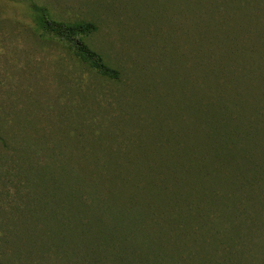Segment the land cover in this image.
Returning <instances> with one entry per match:
<instances>
[{"label":"rangeland","instance_id":"374dc122","mask_svg":"<svg viewBox=\"0 0 264 264\" xmlns=\"http://www.w3.org/2000/svg\"><path fill=\"white\" fill-rule=\"evenodd\" d=\"M205 1L209 3L202 0H0V118L7 117V124H0V134L7 141L10 137V144L5 148L0 143V238L7 236V241L0 240L3 264H70L61 255L70 245L58 248L59 239L46 243L48 238L40 236L41 227L50 225L49 218L45 219L42 212L30 215L29 200L37 199L44 192L40 181L30 182L27 178L44 164L53 167V173H58L55 167L60 164L88 168L99 164L96 161L99 157L92 154L99 153L100 162L111 166L92 180L100 186L94 191L100 194L99 203L103 199L105 203L118 204V198L116 201L108 198L102 182L107 184L113 175L126 177L128 171L129 181L121 187L122 196L140 201L142 206L156 202L147 186L143 190L147 195L134 188L137 183L146 185L147 169L142 165L155 161L132 159L129 155L120 160L115 152L118 149L122 154H125L123 150L165 152L174 147L171 136L175 133L180 134L181 140L185 139L187 147L190 122L197 126V134H201V124L197 125L199 118L193 122L185 100L190 84H197V93L198 84L201 86V60L206 48L201 46V32L205 27L204 20L201 22V5L212 3ZM218 2L226 9L228 23L227 30H223L230 38H236L237 44L225 38L221 28L215 56L220 57L219 49H255L263 55L264 0ZM42 15L67 27L74 22L93 24L94 29L75 38L98 52L103 62L117 70L118 76H104L80 60L67 37L43 27ZM220 15L217 12V19ZM190 110L194 109L189 102ZM243 112L248 116L243 121L255 119L252 114L250 117L249 105ZM19 135L26 138L25 143H20ZM210 138V145L203 142L207 149L214 147L212 141L217 143L213 135ZM261 144L263 149L255 151L260 161L264 160V129ZM92 149L96 150L91 152ZM31 153L37 160H27ZM116 162L141 165L126 169ZM29 163L32 164L27 168ZM207 164V172L215 176L211 187L217 192L213 197L200 194L202 185L198 183L195 186L185 181L180 186L181 192L193 190L191 193L196 199L202 196L200 214L190 219L191 223L196 221L202 225L201 247L195 255L204 260L208 251L212 252L213 257L201 264H264V211L259 218L260 230L239 224L231 228L230 222L221 215L219 221L223 206L225 213L232 208L227 207L228 196L235 188L233 173L238 174V167L209 161ZM202 168L196 169L191 179L200 170L204 173ZM165 172L174 180L175 174ZM222 183L224 187L217 189ZM90 191L86 189L81 195L86 196ZM221 195L226 197L220 199ZM144 210L149 209L144 207ZM260 210L264 206L258 207ZM220 222L228 231L219 232ZM13 228L21 241L12 235ZM59 230L53 237H60ZM28 239L35 241L33 248H26ZM242 240L249 244L243 250L236 242ZM207 242L209 248L205 246ZM85 246L82 244L86 251ZM14 248L22 250V259L13 258ZM39 253L47 255L40 260Z\"/></svg>","mask_w":264,"mask_h":264},{"label":"trees","instance_id":"16d2710c","mask_svg":"<svg viewBox=\"0 0 264 264\" xmlns=\"http://www.w3.org/2000/svg\"><path fill=\"white\" fill-rule=\"evenodd\" d=\"M210 1H212L210 5L205 7L201 5V22L204 20L205 25L201 32V46L203 48L206 46L201 60V86L198 84L197 93V84H190L187 90L189 94L185 100L188 113L193 114V122L196 123L195 118H199L197 125L201 124L199 127L201 134H197V126L191 125L189 121L191 133L187 135L189 145L187 147L185 139L181 140L180 134L175 133V136H171L174 147L166 149L165 152L153 149L147 153L123 150L125 154H122L119 149L115 152V156H120L118 158L120 160L129 158V155L132 159L151 158L155 161L142 165L147 169L146 185L137 183L134 186L135 189H141L144 195L152 191L153 198H157L154 203L153 198L150 201L154 205L142 206L140 201L137 203L132 198L126 199L122 196L124 192L121 187L128 183L130 171L126 177L113 175L107 184L102 182V188L109 194L108 198L111 197L115 201L118 198V204L111 205L103 202V199L99 203L100 194L94 191L100 186L92 180L98 179L101 172L110 169L111 166L101 163L100 154L96 152L92 154L99 157H96L99 164L95 163L88 168L76 164H60L55 167L58 173H53V167L44 164L34 174H32L33 170L27 178L30 182L40 181L43 185L44 194L42 193L37 199L29 200L30 215L42 212L44 218H49L51 221L49 226L41 227L40 236L48 238L46 243L59 239L58 248L70 245L61 253L68 263L86 260L90 264H201L210 260L213 257L211 251H208L204 260L195 255L197 249L201 247L199 236L202 225L190 221L193 216L200 214L202 196L196 199L191 193L193 190L181 192L180 187L185 181L195 186L198 183L199 186L202 185L200 194L213 197L217 192L215 187H211L215 176L213 172H207L208 161L222 163L228 167H238V174L233 173L235 188L228 196L230 202L227 207L231 205L232 208L225 213L223 206L222 212L218 214L219 221L221 215V218L230 222L231 228L239 224L247 229L254 227V230L256 228L260 230L262 224L259 218L264 210L258 211V207L264 206V160H258L255 151L263 149L261 135L264 129V54L261 55V52L255 49H219L220 57L215 56L221 28L225 38L233 39L234 44L237 43L236 38H230L225 32L228 22L224 4L218 2L219 0ZM217 12H221L219 19ZM46 18L45 15L40 18L43 27L67 37L66 39L74 47L72 51L80 60L104 76L112 78L118 76L117 70L103 62L98 52L86 47L80 39L75 38L77 34L88 33L94 29L93 24L74 22L67 27ZM234 64L235 66L230 67ZM189 102L194 110L189 111ZM247 105H249L250 117L252 114L254 120L252 118L248 119L249 121L242 120L243 117H248L243 114V109H246ZM6 120L7 117H3V120L1 117L0 124H7ZM11 131L16 134L15 130ZM212 135L217 143L212 141L214 147L207 149L205 144H209ZM19 137L21 144L26 142L25 137L20 135ZM8 141L0 134L2 147L9 145ZM95 150L92 149L91 152ZM32 153L27 159L29 162L37 160ZM170 160L173 162L168 163ZM31 164L29 163L27 168ZM116 165L132 169L140 167L141 164L134 162L124 165L116 162ZM201 166L205 170L204 173L201 174L200 170L195 175V179H191L193 172ZM165 170L175 174L174 180H170ZM249 170L251 173H248ZM205 173L207 176H204ZM185 175L190 180L187 178L184 180ZM143 178L141 176V180ZM145 186L148 192L143 191ZM223 187L222 183L217 189ZM86 189L91 191L88 195L82 196L81 193ZM222 197L226 195H221L220 199ZM233 206L236 207L235 210ZM144 207H148L152 213L149 214V210L145 211ZM15 229H12V235L17 241H21V236H15ZM58 230L61 231L60 237H53L59 234ZM219 230L221 233L224 230L228 231L223 222H220ZM4 239L7 241V236L0 238V240ZM236 242L241 250L249 246L244 240ZM220 243L224 244V242ZM82 244L86 245V251L83 250ZM25 246L33 248L35 241L28 239ZM205 246L209 248V243L207 242ZM21 251L12 249L13 258L22 259ZM1 253L3 252L0 251V255ZM46 255L39 253L40 260ZM0 264H3L2 259Z\"/></svg>","mask_w":264,"mask_h":264}]
</instances>
